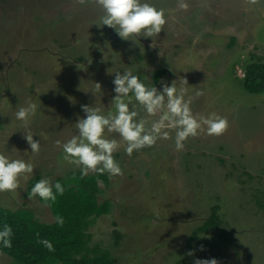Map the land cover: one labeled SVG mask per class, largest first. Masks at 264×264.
Returning <instances> with one entry per match:
<instances>
[{
	"label": "rangeland",
	"instance_id": "374dc122",
	"mask_svg": "<svg viewBox=\"0 0 264 264\" xmlns=\"http://www.w3.org/2000/svg\"><path fill=\"white\" fill-rule=\"evenodd\" d=\"M149 2L166 23L158 36L132 42L97 27L104 13L96 0H0V153L34 166L17 190L0 192V206L55 221L31 188L80 171L62 144L77 134L81 106L114 112V72L131 70L158 89L174 83L193 115L226 117L228 128L189 137L183 150L174 129L131 156L122 145L113 155L123 175L105 173L99 184L98 201L111 207L87 228L90 245L108 249L113 264H264V90L245 86L250 66L264 67V0H183L186 9L181 0ZM29 102L38 107L25 128L15 114ZM136 110L146 127L159 119ZM24 133L40 141L39 153ZM0 264L13 260L0 252Z\"/></svg>",
	"mask_w": 264,
	"mask_h": 264
},
{
	"label": "clouds",
	"instance_id": "9594fccd",
	"mask_svg": "<svg viewBox=\"0 0 264 264\" xmlns=\"http://www.w3.org/2000/svg\"><path fill=\"white\" fill-rule=\"evenodd\" d=\"M88 0H77L84 5ZM255 2V0H253ZM103 11L100 26L112 28L122 40L134 42L138 37L152 38L158 36L166 23L163 9H157L149 0H96ZM179 7L187 8V4L181 0ZM139 42V41H138ZM112 80L115 95L112 98L114 112L102 114L100 108L82 105L84 116L78 117L75 127L76 135L62 144L63 158L71 164L79 167L82 176L94 172L97 175L108 174L109 178L123 175V170L114 157V153L123 145L124 151L131 156L134 151L152 147L158 139H169V131L175 130V146L177 150H183L184 142L189 137H196L201 132L209 136H220L228 128L226 117H220L215 113L207 116L193 115L190 107L191 100L184 99V90L179 94L174 83L161 84L158 89L154 85H147L140 75L133 71L114 72ZM111 74V73H110ZM187 84V81L183 79ZM96 90L102 92L101 85L96 83ZM197 92L196 95H202ZM132 110L129 104L133 103ZM139 105L149 116L159 114V119L151 122L146 127L144 119H137ZM37 104L29 102L27 107H20L16 112V119L22 121L27 128L33 116L37 112ZM166 109V111H165ZM107 133H117L119 141L109 139ZM33 134L24 133L30 152H40V141L33 139ZM61 142L57 141L59 145ZM34 166L23 159H11L0 153V192L15 191L19 187V178L23 174H32ZM27 178V176H25ZM103 183V181H99ZM64 186L60 182L53 183L49 179L38 180L31 188L30 196L39 197L50 204L54 203L58 195L64 194ZM56 223L63 226L64 219L57 216ZM13 230L7 223L0 224V247L12 246ZM49 251L54 250L51 241H40ZM192 253L190 252L189 255ZM195 264H218L213 259H197Z\"/></svg>",
	"mask_w": 264,
	"mask_h": 264
},
{
	"label": "trees",
	"instance_id": "16d2710c",
	"mask_svg": "<svg viewBox=\"0 0 264 264\" xmlns=\"http://www.w3.org/2000/svg\"><path fill=\"white\" fill-rule=\"evenodd\" d=\"M160 71H156L157 80ZM251 91L264 90V67L251 65L245 82ZM99 181L105 183L106 176L86 175L71 172L66 178L58 179L64 186V194L58 195L50 208L54 218L61 216L63 226L43 223L34 218L26 208L11 210L0 206V224L7 223L13 230L12 246L0 247V252L12 258L13 264H113L110 251L98 244L90 245L87 228L102 214L110 211L111 203L99 202ZM35 180H31V186ZM205 226V225H204ZM52 242L49 251L40 241Z\"/></svg>",
	"mask_w": 264,
	"mask_h": 264
}]
</instances>
